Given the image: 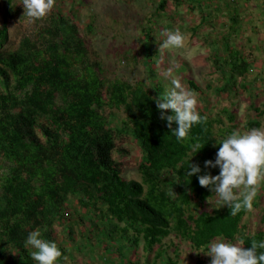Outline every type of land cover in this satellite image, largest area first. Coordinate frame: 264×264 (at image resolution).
Returning a JSON list of instances; mask_svg holds the SVG:
<instances>
[{
	"label": "trees",
	"instance_id": "obj_1",
	"mask_svg": "<svg viewBox=\"0 0 264 264\" xmlns=\"http://www.w3.org/2000/svg\"><path fill=\"white\" fill-rule=\"evenodd\" d=\"M6 1L8 18L22 14L14 0ZM241 1L160 0L149 20L163 18L171 2L178 9L187 3L200 20L191 33L198 37L206 28L217 34L214 44L221 47V54L211 57L219 85L209 78L213 84L207 80L204 92L189 81L188 91L202 103L196 110L206 121L182 143L160 119L156 105L167 87L156 76L136 84L112 79L72 16L52 12L14 48L7 26L0 27V264H37L30 255L34 249L25 247L29 233L37 230L57 244L58 264H64L67 244L77 235L75 225L89 227L93 240L107 237L113 244L104 249L120 264H186L181 256L187 246L196 256L192 264H210L205 252L212 242L243 241L240 246L247 250L253 240L264 241V185L253 209L232 217L196 176L191 182L185 178L192 157L201 175L219 174V168H205L204 162L214 161L217 142L240 127L224 102L247 95L259 120H249L242 132L264 128V110L256 105L264 96V76L249 82L256 67L264 69L261 48L252 44L244 52L234 44L242 32L252 36ZM224 16L228 25L219 24ZM145 38L147 68L159 53L151 44L152 32L145 30ZM129 140L141 150L142 181L125 178ZM197 142L204 148L196 154L191 145Z\"/></svg>",
	"mask_w": 264,
	"mask_h": 264
},
{
	"label": "rangeland",
	"instance_id": "obj_2",
	"mask_svg": "<svg viewBox=\"0 0 264 264\" xmlns=\"http://www.w3.org/2000/svg\"><path fill=\"white\" fill-rule=\"evenodd\" d=\"M159 1L55 0L54 8L46 17L54 11H59L68 17L72 16L75 18V23L80 27L83 36L90 40L94 51L99 54L100 59L109 69L112 79L120 78L136 84L143 81L149 83L156 76V81L162 82L169 89L171 87V79L179 78L186 90L189 88V81L192 80L197 85L202 86L204 91L207 89V80L208 83L215 80L216 82L219 81V76L213 74L215 67L211 62V57L214 58L221 54L219 44H214L217 34H211L206 28H203L198 37L191 33V28L199 25L200 20L199 14H193L189 11L187 3L178 9L171 2L163 18L155 17L152 23H149V20L156 13ZM14 2L20 8L22 14L12 19L7 16V1L0 0V27L6 25L8 28L10 48L18 46L24 37L34 35L38 28L45 23L41 19L34 20L24 16L22 0H14ZM240 4L243 5L240 13L244 17L246 16V19L248 17V20H251L250 24L246 25L245 28L248 32H251L252 36L242 32L236 37L234 44L244 52H246L245 46L250 48L253 44L258 49L260 47V53L263 54L261 59L264 61V8H259L263 6L264 0H243ZM228 22L229 19L224 16L219 24L228 25ZM90 25H93L94 33L87 35L91 33L89 32ZM177 29L186 36L185 49L171 52L164 50L161 53L159 44L167 38L166 33ZM145 30L152 32L153 41L151 44L157 46L159 53L154 55L152 67L147 68L146 66L149 64L144 65L146 45L148 47ZM225 30L228 31V28ZM217 32L220 33V31ZM201 50H203V53H201ZM189 53L191 58L186 59L185 57ZM141 61H143L142 64ZM255 70L256 72H253L249 77L250 83H253L254 79L259 80V75L264 76L263 68L257 70L256 67ZM167 71H170L172 75L166 77L164 73ZM262 79L261 84H264V77ZM216 82L211 84L217 87L219 82ZM222 84L224 83L221 82L220 85ZM196 99V109L200 110L202 103L197 97ZM232 100L230 102L226 101L224 105L234 108L237 122L242 125L240 128L244 130L246 123L256 116V113L250 110L252 101L247 95H242ZM256 101L257 107L264 110V96ZM210 104L211 106L217 105L216 96H212ZM203 110H205V107ZM214 113L215 115L217 114V112ZM229 121L231 122V120ZM127 148L132 151V155L125 162V177L128 180L140 181L138 165L142 161L141 150L133 140H129ZM261 185H264V180L260 181L258 190ZM255 217L258 218V215ZM74 228L77 235L73 242L70 241V244H67L68 259L66 257L62 259L64 264H120L113 260L114 253L112 251L108 253L104 249V246L110 243L107 237L93 240V234L92 232L89 233V227L83 229V227L79 228L75 225ZM59 234L61 241L65 240L61 230H59ZM110 244L112 245L113 243L111 242ZM182 255H184V263L192 264L195 256L189 246L183 247Z\"/></svg>",
	"mask_w": 264,
	"mask_h": 264
},
{
	"label": "clouds",
	"instance_id": "obj_3",
	"mask_svg": "<svg viewBox=\"0 0 264 264\" xmlns=\"http://www.w3.org/2000/svg\"><path fill=\"white\" fill-rule=\"evenodd\" d=\"M22 5L24 16L39 20L46 17L54 8L55 0H22ZM259 8L261 9L263 6ZM166 37L159 44L161 53L164 50L171 52L185 49L186 36L178 29L167 32ZM185 58L190 59L191 54L189 53ZM164 75L168 77L172 74L167 71ZM170 83L171 87L165 94L160 95L156 100V105L161 113L160 119L167 122V127L172 130V135L177 142L182 143L190 137V132L195 125L205 123L206 117H202L196 110L195 94L186 90L179 78H172ZM225 106L237 118L234 108ZM169 110L172 113L170 115L168 114ZM217 114L221 113L217 112ZM258 115L256 113L254 119L250 120L256 118L259 120ZM227 122L228 125L231 124L228 119ZM173 125L176 127L173 128ZM239 126L242 125L239 124ZM217 144L219 148L215 160L205 161L204 167L219 168V174L216 176L210 173L201 175L202 169L199 165L191 163L192 157L185 167L187 169L185 178L191 182V177L196 176L199 185L215 193V197L218 198L222 206H227L230 209V216L235 217L242 211L248 212L253 209L258 185L261 180H264V128H252L242 132L239 127L238 130H234ZM191 148L197 154L204 146L197 142L191 145ZM140 181H142L141 175ZM210 198H208L209 203ZM242 244L243 241L236 244L221 241L212 242L205 252V257L211 261L210 264H264V252H258L259 249H264V241L253 240L252 247L247 250L240 246ZM25 247L34 249L30 255L37 264H58V260L62 256L57 244L42 239L39 230L29 233ZM194 259L196 261V258Z\"/></svg>",
	"mask_w": 264,
	"mask_h": 264
}]
</instances>
